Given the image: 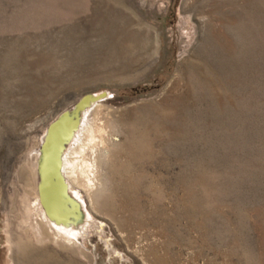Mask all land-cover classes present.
Returning <instances> with one entry per match:
<instances>
[{
	"label": "rangeland",
	"instance_id": "1",
	"mask_svg": "<svg viewBox=\"0 0 264 264\" xmlns=\"http://www.w3.org/2000/svg\"><path fill=\"white\" fill-rule=\"evenodd\" d=\"M87 96L98 191L68 189L76 252L24 216L44 134ZM5 261L264 264V0H0Z\"/></svg>",
	"mask_w": 264,
	"mask_h": 264
},
{
	"label": "bare ground",
	"instance_id": "2",
	"mask_svg": "<svg viewBox=\"0 0 264 264\" xmlns=\"http://www.w3.org/2000/svg\"><path fill=\"white\" fill-rule=\"evenodd\" d=\"M94 102L92 99L87 100L77 110L78 112L83 110L84 115L83 118H79L81 124H76L77 128H80L77 131L73 130L74 123L70 116H61L54 120L51 129L49 127L42 138L40 150L34 156L37 159L35 164L38 176L37 194L26 204L24 218L29 222V227L25 229L27 232L33 230L37 241L47 240L64 248L63 250L74 249L76 252L81 250L77 244L79 239L88 233V227L77 224L81 217L80 214L76 215L78 206L70 202L68 196L62 194V185H66L70 191L83 190L87 195L91 193L93 195V192L98 191L96 190L99 171L98 150L93 148L90 161L85 158L87 149L94 143V131L89 116V113L93 114L99 106ZM89 104H94L92 105L94 109H85ZM67 144L73 145L69 150L67 148L64 150ZM102 144L105 146L104 141ZM78 153L81 159L76 155ZM28 241L30 240H26L25 244L15 245L10 258L15 259L22 253L23 259L27 258V261L30 257ZM81 254L85 256L86 252L81 251Z\"/></svg>",
	"mask_w": 264,
	"mask_h": 264
},
{
	"label": "water",
	"instance_id": "3",
	"mask_svg": "<svg viewBox=\"0 0 264 264\" xmlns=\"http://www.w3.org/2000/svg\"><path fill=\"white\" fill-rule=\"evenodd\" d=\"M90 99H94V97H92V96H87V97H85L84 99H83V101L75 108V111H74V113H70V112H65L64 114H63V116H70V119H71V121L74 123V125H72V126H74L73 127V130H75V129H77V126H76V124L78 125V123H79V113H77V110L78 109H80L81 107H82V105L84 104V102H86L87 100H90ZM50 129H51V126H50ZM50 129H49V131H50ZM48 131V132H49ZM71 138V137H70ZM62 194L63 195H65V196H68L69 197V200H70V202H74L75 203V201L68 195V187L66 186V185H62ZM77 203V202H76ZM78 205V204H77ZM80 212H81V209L80 208H78L77 209V211H76V215H78V214H80Z\"/></svg>",
	"mask_w": 264,
	"mask_h": 264
}]
</instances>
